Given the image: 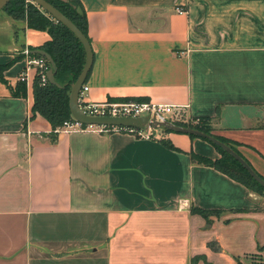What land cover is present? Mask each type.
Masks as SVG:
<instances>
[{"label": "crops", "instance_id": "crops-1", "mask_svg": "<svg viewBox=\"0 0 264 264\" xmlns=\"http://www.w3.org/2000/svg\"><path fill=\"white\" fill-rule=\"evenodd\" d=\"M78 1L89 100L185 104L264 177V0ZM0 11V64L14 59L0 80V264H264V194L192 161L219 155L206 139L52 133L30 116L35 67L24 96L8 85L50 35Z\"/></svg>", "mask_w": 264, "mask_h": 264}, {"label": "trees", "instance_id": "trees-1", "mask_svg": "<svg viewBox=\"0 0 264 264\" xmlns=\"http://www.w3.org/2000/svg\"><path fill=\"white\" fill-rule=\"evenodd\" d=\"M46 1L51 3L67 18H69L73 22V24L87 37L85 13L82 5L78 0ZM1 10L5 11L14 19L25 20L28 28L47 31L50 35V37L42 44L38 46H29L28 48L31 55H40L39 53L34 52L36 48H42L51 54L57 65L54 73V78L60 85L52 83L48 79L45 82H41L40 75L35 74L33 80V103L31 105L30 116H33L35 114L42 115L51 123V132L56 133L54 129L57 126L61 125L63 120L71 118L68 105V94L71 83L73 82L83 63V47L74 36L72 31H70L62 23L57 22L54 18H52L50 14L41 9L40 6L33 3L32 1L27 2L26 0H10ZM21 56L22 53L18 54L15 58ZM13 60L14 59H11L6 63L0 64V80L5 83H7V81L3 75V71L13 62ZM45 61L50 67L49 61L47 59ZM8 86L13 95L24 96L26 94V83L24 81L19 80L14 86ZM118 99L142 100L141 98L137 97H122ZM192 118L196 119L195 122L189 120L187 122L178 123L195 127L206 133H212L210 117L200 116ZM163 129L169 130L166 128ZM189 135L191 137H197L195 134L189 133ZM212 135L229 145L234 151L241 155L236 149L234 141L217 134L212 133ZM163 141L168 146L173 147V145L168 140ZM210 143L218 151L219 155L212 158L194 151H189V155L192 161L210 165L215 169L225 173L229 177L244 184L249 189L257 193L264 194V188L247 173V171L235 158H233L229 153L220 148L218 145L212 142ZM244 160L248 163L245 158ZM190 211L200 213L203 216H207L210 213L218 214L220 209H205L201 207L191 206ZM196 257L197 255L193 256L192 260Z\"/></svg>", "mask_w": 264, "mask_h": 264}, {"label": "built area", "instance_id": "built-area-1", "mask_svg": "<svg viewBox=\"0 0 264 264\" xmlns=\"http://www.w3.org/2000/svg\"><path fill=\"white\" fill-rule=\"evenodd\" d=\"M174 11L177 13L186 12L182 6H175ZM22 52L26 57V65L19 74L18 79L24 81L27 85L29 83L28 70L31 66H34L36 69L35 74H39L41 82H45L47 80L46 72L49 68V65L45 61L46 58L43 55H31L27 47L22 49ZM86 90L87 85L83 82L78 90L77 103L80 110L88 115H147L149 119H153L154 121L167 120L177 124H179L178 122H187L189 120L195 122L196 120L187 115L185 104L163 103L148 99H104L92 101L86 97ZM73 129H88L98 132L125 130L141 137H151L154 130V128H150L148 125L145 128H138L134 126L82 124L71 116V118L63 120L62 124L57 126L54 131H70Z\"/></svg>", "mask_w": 264, "mask_h": 264}, {"label": "water", "instance_id": "water-1", "mask_svg": "<svg viewBox=\"0 0 264 264\" xmlns=\"http://www.w3.org/2000/svg\"><path fill=\"white\" fill-rule=\"evenodd\" d=\"M10 0H0V10L9 2ZM35 4L41 7L44 11L52 16L57 22L65 25L70 31L73 32L74 36L81 43L83 47V63L82 66L71 83L69 94H68V105L70 109V114L76 121L82 124H101V125H116V126H134L138 128H145L148 125L150 128L162 127L173 131L185 132L190 134H195L197 137H203L206 140L218 145L220 148L229 153L233 158H235L242 167L247 171V173L264 188V178L260 176L245 160L234 151L229 145L217 139L211 133H206L192 126L182 125L173 123L167 120L154 121L149 119L147 115L138 116H121V115H88L80 110L77 103L78 90L83 83L86 73L90 67L92 61V51L88 38L80 31L73 22L67 18L61 11L54 7L51 3L46 0H31ZM34 52L43 55L50 63V67L46 72L47 79L60 85L54 78V73L57 65L52 58L51 54L42 48H36Z\"/></svg>", "mask_w": 264, "mask_h": 264}, {"label": "rangeland", "instance_id": "rangeland-1", "mask_svg": "<svg viewBox=\"0 0 264 264\" xmlns=\"http://www.w3.org/2000/svg\"><path fill=\"white\" fill-rule=\"evenodd\" d=\"M27 2H31V0H26ZM34 3V2H33ZM1 12V11H0ZM163 128L162 127H157L154 128L153 133L161 131ZM167 131H173V130H167ZM177 132V131H174ZM212 134V133H211Z\"/></svg>", "mask_w": 264, "mask_h": 264}]
</instances>
